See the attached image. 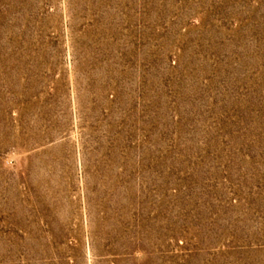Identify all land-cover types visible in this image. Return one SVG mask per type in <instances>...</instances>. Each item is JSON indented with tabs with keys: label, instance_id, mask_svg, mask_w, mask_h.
<instances>
[{
	"label": "rangeland",
	"instance_id": "obj_1",
	"mask_svg": "<svg viewBox=\"0 0 264 264\" xmlns=\"http://www.w3.org/2000/svg\"><path fill=\"white\" fill-rule=\"evenodd\" d=\"M0 264H264V0H0Z\"/></svg>",
	"mask_w": 264,
	"mask_h": 264
}]
</instances>
